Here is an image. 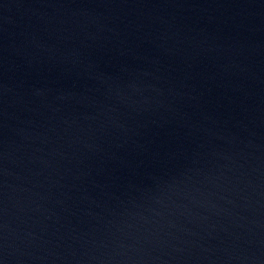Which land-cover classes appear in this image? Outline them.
<instances>
[{
	"label": "water",
	"instance_id": "water-1",
	"mask_svg": "<svg viewBox=\"0 0 264 264\" xmlns=\"http://www.w3.org/2000/svg\"><path fill=\"white\" fill-rule=\"evenodd\" d=\"M0 264H264V0H0Z\"/></svg>",
	"mask_w": 264,
	"mask_h": 264
}]
</instances>
